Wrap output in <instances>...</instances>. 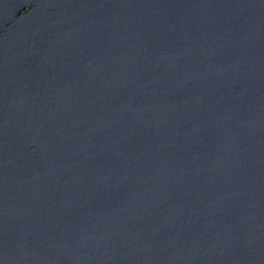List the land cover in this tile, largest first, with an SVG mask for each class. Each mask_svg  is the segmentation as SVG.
I'll use <instances>...</instances> for the list:
<instances>
[{
	"label": "water",
	"instance_id": "95a60500",
	"mask_svg": "<svg viewBox=\"0 0 264 264\" xmlns=\"http://www.w3.org/2000/svg\"><path fill=\"white\" fill-rule=\"evenodd\" d=\"M0 264H264V0H0Z\"/></svg>",
	"mask_w": 264,
	"mask_h": 264
}]
</instances>
